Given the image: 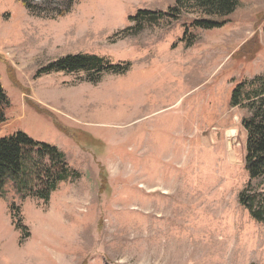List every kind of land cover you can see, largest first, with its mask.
<instances>
[{
  "label": "rangeland",
  "instance_id": "374dc122",
  "mask_svg": "<svg viewBox=\"0 0 264 264\" xmlns=\"http://www.w3.org/2000/svg\"><path fill=\"white\" fill-rule=\"evenodd\" d=\"M238 1L205 28L193 2L170 16L178 0H79L52 19L0 0V138L54 145L75 174L47 203L8 185L0 264H264V224L240 203L251 182L264 206L252 113L233 98L264 87V0ZM73 55L115 70L40 74Z\"/></svg>",
  "mask_w": 264,
  "mask_h": 264
},
{
  "label": "trees",
  "instance_id": "16d2710c",
  "mask_svg": "<svg viewBox=\"0 0 264 264\" xmlns=\"http://www.w3.org/2000/svg\"><path fill=\"white\" fill-rule=\"evenodd\" d=\"M22 1L32 15L55 19L69 13L79 0H63L64 4L58 6H52L51 0ZM187 2L195 3L208 14V19L195 22L196 25L205 28L219 27L220 23L214 19L230 16L239 7L238 0H178L169 15L179 12L180 7L188 4ZM143 14L147 15V12ZM148 15L153 19L152 14ZM114 70V67L106 65L98 56L73 55L50 64L42 69L40 74L83 72L88 75L89 81L95 83L104 73ZM233 98L236 107L248 109L252 113V116L245 118L242 124L248 172L252 180L264 179V87L247 93H243V88L240 87ZM9 107L10 99L0 83V125L6 121V110ZM74 177V172L58 147L38 143L24 132L0 138V196L5 195L8 185L12 183L22 200L38 198L47 203L60 184ZM251 193L253 192L250 182L240 195V203L250 211L254 220L264 224V206L257 207L254 204L256 197Z\"/></svg>",
  "mask_w": 264,
  "mask_h": 264
}]
</instances>
